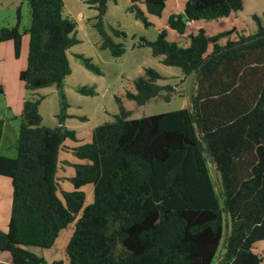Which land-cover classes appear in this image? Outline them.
Here are the masks:
<instances>
[{
  "label": "trees",
  "instance_id": "obj_1",
  "mask_svg": "<svg viewBox=\"0 0 264 264\" xmlns=\"http://www.w3.org/2000/svg\"><path fill=\"white\" fill-rule=\"evenodd\" d=\"M128 1L135 18L147 26L144 12L158 16L165 0ZM25 2L28 26L19 31L17 7L15 24L0 26V42L11 41L17 57L26 34V63L18 80L28 95L52 86L62 101L57 124L46 127L37 100H24L15 154L0 155V175L10 181L9 216L0 231V252H8L10 262L0 264H41L31 248L51 247L71 222L66 264H258L260 256L251 248L264 240V25L259 18L252 16L254 28L244 25L210 36L199 28L184 35L186 22L234 18L242 5V0H185L181 13L167 17V26L177 33L174 41L165 39L164 29L151 41L139 37L133 45L147 46L182 77L192 75L189 106L128 118L118 104L111 120L92 129L88 143L71 148L85 162L73 164L72 189L59 190V196L57 152L65 138H74L62 124V86L76 23L62 14L63 0ZM86 2L95 4L100 48L118 57L122 44L101 28L106 0ZM76 56L99 73L89 58ZM159 78L156 70L144 68L125 97L142 104L160 91H172L158 85ZM77 90L93 93L88 87ZM86 184L92 185V196L84 205Z\"/></svg>",
  "mask_w": 264,
  "mask_h": 264
},
{
  "label": "rangeland",
  "instance_id": "obj_2",
  "mask_svg": "<svg viewBox=\"0 0 264 264\" xmlns=\"http://www.w3.org/2000/svg\"><path fill=\"white\" fill-rule=\"evenodd\" d=\"M2 2L9 3L10 0ZM184 2L185 0H165L158 16L144 12L149 24L143 26L141 21L135 19L133 12L129 10L128 0H106L101 28L114 42H120L123 47V52L118 57H113L108 49L98 47L100 35L96 32L93 24L91 25V22L94 23L95 20L92 15V7H88L89 3L86 0H63L62 14L70 16L76 23L74 33L76 43L66 50L70 76L62 86L63 100L66 103L62 124L64 125L65 122L68 125L66 129L73 131L74 138H65L61 142V148L57 154L55 177L59 187L57 191L59 196V190L70 191L72 187L68 178L73 172V164L77 163V158L72 154L71 148L88 143L90 137L86 138V136L96 125L111 120L112 116L117 113L118 104L127 111L128 118H139L186 106L190 91L191 93L195 91L192 75L183 82L179 81V76L182 75L177 68L163 65L158 56L151 55L147 46L133 45L139 37L153 40L161 29L166 31L165 39L167 41H174L177 33L167 26L166 14L171 7ZM259 3V6H254L262 7V11L256 13V16L259 18L260 24L264 25V0H260ZM17 7L20 13L19 31L22 32V29L27 27L30 21L29 9L25 0H17L14 7H3L0 0V26L15 24V9ZM137 7L144 11L143 4L138 3ZM246 9L247 6H245L244 12ZM86 20L87 22H85ZM89 20H92L90 25L88 24ZM203 22L202 19L188 22L183 34L196 33L200 27L198 25ZM114 29L120 30L124 34L113 35ZM26 52L27 35L22 34L18 56H13V49L9 56L14 64H21L24 68ZM77 54L89 58L98 67L99 73L85 68L80 58L76 56ZM147 67L153 68L161 75H170L165 80H157L156 83L160 86L169 85L172 87V91H160L144 103L136 104L125 97V92L133 91V79L142 75L143 69ZM2 85L3 90L5 87L6 95L4 91L0 94V155L13 157L23 101L36 99L41 125L52 127L57 124V115L62 99L54 87L38 88L31 95H28L24 88L25 94L21 106L15 105L16 100L8 106L7 102L12 100L7 96V91L10 88L5 86L3 81ZM77 87H88L92 89L93 93L83 94L77 90ZM207 167L214 187L218 190L215 171L209 164ZM81 189L85 194V205L91 201L92 185L86 184ZM9 211L10 181L7 177L0 175V231L6 230ZM72 230L73 222L60 229L51 247L41 249V254L40 249H35L42 258L41 264H65L64 246ZM251 249L260 256L258 264H264V240L254 242ZM0 257L10 260V255L6 251L0 252Z\"/></svg>",
  "mask_w": 264,
  "mask_h": 264
},
{
  "label": "crops",
  "instance_id": "obj_3",
  "mask_svg": "<svg viewBox=\"0 0 264 264\" xmlns=\"http://www.w3.org/2000/svg\"><path fill=\"white\" fill-rule=\"evenodd\" d=\"M2 1L3 0H1V3H2V6L3 7H7V6L8 7H14L16 5V1L17 0H10L9 3H3ZM81 1H83V0H81ZM251 1L250 0H248V1L247 0H242L241 9L237 11V15L234 18H229V19H226V18H224V19H210V20H204V19H202V21H204L203 24H199L198 26H200L199 28L202 29L204 31L205 35H208V36L214 35L216 33H219V32L225 31V30H228L230 28L242 27L244 25H246V26H248L250 28H254L255 25H254V22L252 20V16L253 15H256V13L258 14L260 11H262V7H255V6H259V4H260L259 1L260 0H251ZM128 3H129V1H128ZM183 6H184V3H181V4L178 3V4H176L175 7H171L170 10L166 14V21H167V17L170 14L181 13L182 12V9H183ZM245 6H247V9L244 12ZM88 7H92V15L94 17L96 15V13H97V11L95 9V4H90L89 3L88 4ZM15 11H16V9H15ZM91 21L92 20H89V23H88L89 25H90V22ZM85 22H87V20ZM92 24L93 23L91 22V25ZM187 24H188V22H186L185 26ZM184 29H185V27H184ZM184 33H185V30H184ZM146 40L151 41L152 39H146ZM98 43H99V46L98 47L100 48V37H99ZM10 53H12V43H11V41L0 42V82H1L0 84L2 85V81H3V84H5V86H7V87L10 88L7 91L8 92V95L7 96H9V98H12V100L7 102L8 106L9 105H12L13 102H14V100H16V102L18 103V104L17 103L15 104L16 106H21V101L23 99V95L25 94V90H23L24 87H23L22 82L19 81L18 78H17V73L23 67L21 66V64H14V62L10 59V56H9ZM158 57H159V60H160L161 57L160 56H158ZM2 58H4V59H2ZM69 76H70V73L64 78V80H63L64 83H65V80L69 78ZM168 76L170 77V75H168V74L167 75H161L160 74V78L157 79V80H160V79L165 80L166 78H168ZM190 76L191 75L186 76V77H182V76L180 77L179 76V81L183 82L185 79H187ZM246 76H251V74L246 75ZM50 87H52V86H50ZM3 91L5 92V95H6L5 87H4V90ZM33 92L34 91H32L31 94ZM190 93H191V91H190ZM188 106H189V97L186 100V106L185 107H182V108H186ZM44 126H46V125H44ZM63 126H65V128H67L68 125H66L65 122H64V125ZM46 127H49V126H46ZM87 137H90L91 138V133L88 136H86V138ZM58 151H59V149H58ZM57 154H58V152H57ZM76 162L77 163H83V162H85V160H82V159H78L77 158V161ZM72 174H73V172H72ZM71 189H72V187H71ZM91 196H92V194H91ZM35 249H38V248H31V251L33 253H35L36 255H39V253H37V251ZM40 254H41V250H40ZM0 261L10 262V260L8 261L5 258H1V257H0ZM65 264H66V262H65Z\"/></svg>",
  "mask_w": 264,
  "mask_h": 264
}]
</instances>
